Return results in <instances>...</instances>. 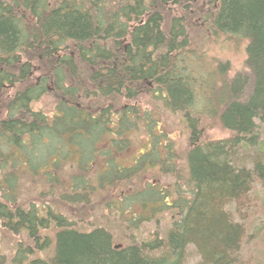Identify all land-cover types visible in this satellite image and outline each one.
Returning <instances> with one entry per match:
<instances>
[{
	"label": "trees",
	"instance_id": "trees-1",
	"mask_svg": "<svg viewBox=\"0 0 264 264\" xmlns=\"http://www.w3.org/2000/svg\"><path fill=\"white\" fill-rule=\"evenodd\" d=\"M207 33L246 40L244 67L203 64ZM211 126L232 134L205 139ZM261 126L264 0H0V244L20 239L0 263L187 264L192 246L196 264H263L250 192L264 156H238ZM59 203L106 221L84 227Z\"/></svg>",
	"mask_w": 264,
	"mask_h": 264
},
{
	"label": "rangeland",
	"instance_id": "rangeland-1",
	"mask_svg": "<svg viewBox=\"0 0 264 264\" xmlns=\"http://www.w3.org/2000/svg\"><path fill=\"white\" fill-rule=\"evenodd\" d=\"M196 22L197 21H195V23ZM203 31H206V30H203ZM199 37H200V48L202 50L201 53L203 54V58H204L203 64H206L209 69L212 68L213 72H218L219 64L226 63L227 67H225L226 68L225 71L228 75L232 76L236 71L241 70L244 67V60L246 57V52H245L246 40L230 39L221 34L215 37V36L209 35L208 33L207 35L200 34ZM215 76H216V73H215ZM33 106L34 108L41 107L43 110L50 109V106H51L50 96L41 97L37 102H35ZM154 113L158 117V121L163 120L165 122L163 116L160 115L159 111H155ZM168 121H169L168 129L170 130V136L171 138L174 139V142H175L174 149L177 151V153L182 154L184 151H186V147L188 145L186 137H185L186 132H187L185 129V126L182 123L181 118L177 116L176 117L172 116L168 118ZM259 130L261 131L260 137H259L260 141L258 142L259 145H256L254 147L246 146V147L240 148V151L238 152V156L242 159V163L245 164L247 167H252V163H251L252 157L254 158L256 156L258 157L261 154L264 156V127L261 126ZM231 134L232 133L229 130H226L218 126H211V127H206L203 129V137L205 139H220V138L227 137ZM139 141H137L136 137H133V144H136L137 142L138 143L136 147H134L132 150L129 151L130 154H127L123 157L122 159L123 165L133 164L135 158L137 157L136 155L137 150L142 148V146H140ZM130 142H132V138ZM163 149L164 148H162V150ZM180 158L181 157H179L178 160H180ZM152 175H153V170L146 171L144 169L141 172V174L137 173L134 177H138L137 179H139L140 177H144L147 180L151 181L150 178ZM117 187L120 189H116L115 195L119 193L121 194L120 190H122V192H123V189L126 190V187L122 183L117 185ZM112 192L114 194V190ZM115 195L113 196L110 193L107 195L100 194L98 195L97 199L100 202H103V200H106V199L111 202L112 197H115ZM250 196H252L253 198L252 205L255 209V215H253L252 222L253 224L256 225L264 220V191L262 190L261 184L259 182L254 183V188L250 192ZM110 197L111 199H109ZM93 202H95V200ZM57 206L58 208H61L63 210L65 215L74 216L76 221L82 224L84 227H89L96 221L97 222H102V220L106 221L105 220L106 218L101 216L102 213L103 215L106 214V212H104V209L101 210L102 213L99 211H96L95 213H91L97 210L93 208L89 210L88 212V214L90 213L89 215L86 212V214L82 213L79 216V214H76L80 212L79 210H74L73 208H70V206L68 207V205L65 203H59ZM114 233H116L120 237H124V236H121V234H119L120 233L119 230L114 231ZM13 239H14L13 242L10 243L12 239L9 236L5 240V242H2L0 244V251L3 254L9 255L10 252L14 250V242L17 243L18 241H20L19 235L13 236ZM255 239H256L255 244H254L255 247L253 248L250 245V248L251 250L256 252L257 257H258V262L264 264V226L262 227L261 232H259V234L255 237ZM28 243L29 245L31 244V246L34 247L33 243H31L30 241ZM50 252L52 253L51 247L46 248L45 250H43V252L36 250L35 255H41V257L44 256L46 258L48 256V253L50 254ZM198 259H199V256L197 255V252L194 250V248L192 246H188L187 251H186L187 264H196ZM3 264H10V263H8L6 260V262H4Z\"/></svg>",
	"mask_w": 264,
	"mask_h": 264
}]
</instances>
